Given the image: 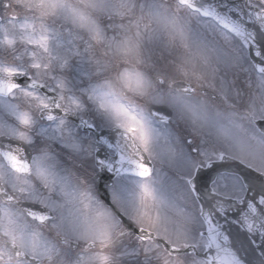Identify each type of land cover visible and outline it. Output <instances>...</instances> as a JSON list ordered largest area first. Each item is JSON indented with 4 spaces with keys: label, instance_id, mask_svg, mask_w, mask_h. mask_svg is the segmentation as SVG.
<instances>
[{
    "label": "snow or ice",
    "instance_id": "6c2138e0",
    "mask_svg": "<svg viewBox=\"0 0 264 264\" xmlns=\"http://www.w3.org/2000/svg\"><path fill=\"white\" fill-rule=\"evenodd\" d=\"M0 116V264H264V0H0Z\"/></svg>",
    "mask_w": 264,
    "mask_h": 264
},
{
    "label": "flooded vegetation",
    "instance_id": "af4514ba",
    "mask_svg": "<svg viewBox=\"0 0 264 264\" xmlns=\"http://www.w3.org/2000/svg\"><path fill=\"white\" fill-rule=\"evenodd\" d=\"M105 139L108 140V143H114V139L106 137ZM108 176H112V180H103L101 179V175H95L92 182L95 188V194L98 199H101V201L107 205L112 206V187L113 182L117 179L112 173H107ZM163 184L165 183L167 185L168 178L162 177ZM136 182V178L134 177H122L120 178V183L118 186V191L121 193L122 199L120 202L113 206V210L115 208H120L122 211L127 213V215L124 216L122 223L124 224L127 231L138 234V229L135 227V225L132 223V220L130 219V213H131V193L134 191V185ZM162 184V185H163ZM165 187V186H163Z\"/></svg>",
    "mask_w": 264,
    "mask_h": 264
},
{
    "label": "rangeland",
    "instance_id": "374dc122",
    "mask_svg": "<svg viewBox=\"0 0 264 264\" xmlns=\"http://www.w3.org/2000/svg\"><path fill=\"white\" fill-rule=\"evenodd\" d=\"M81 75L83 76L84 79H86V75H84V74H81ZM3 119H4V117L3 116H0V120H3ZM166 183H167V185L165 183L162 185V186H165L164 188H167L168 187L169 180Z\"/></svg>",
    "mask_w": 264,
    "mask_h": 264
}]
</instances>
